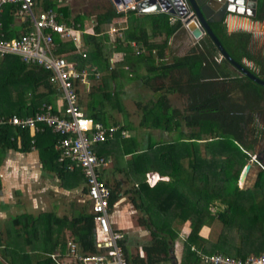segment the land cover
I'll return each instance as SVG.
<instances>
[{
	"label": "trees",
	"instance_id": "1",
	"mask_svg": "<svg viewBox=\"0 0 264 264\" xmlns=\"http://www.w3.org/2000/svg\"><path fill=\"white\" fill-rule=\"evenodd\" d=\"M39 1L42 9L53 10L58 21L68 26L88 29V20L94 19L90 34L80 38V52L85 57L65 56L79 67H96L98 78L90 76L89 88L77 96V104L86 117L104 126L118 125L115 120L108 121L110 110L123 112L122 80L138 82L154 93L144 104L136 102V108L141 111L137 125L128 121L119 125L120 130L133 135L121 138L117 132L112 139L94 146L97 155L112 159V174L117 172L135 183L131 203L138 212L136 223L147 231L148 240L139 245L141 252L136 249L130 254L121 239L118 244L124 264H175L173 244L185 222L189 223L190 232L183 244V259L198 260L191 247L200 241L197 236L200 227L215 219L209 211L215 200L226 205L225 211L217 214L223 224L228 223L229 214L237 225L249 217L248 224L256 227L259 242H263L264 203L261 206L253 196L261 197L264 202V170H257L251 189L241 190L237 182L251 157L257 158L261 153H254L256 144L260 141L264 144V130L255 124L256 116L264 111V103L260 104L264 87L220 58L206 36L190 53L164 62L168 40L181 27L178 20L170 24L166 13L138 15L136 11H127L122 37L113 38L108 46L107 29L109 25L116 27V19L121 16L110 0L93 15L71 14L67 5L57 0ZM252 20L264 21V0H256ZM9 23L10 18L5 15L4 28ZM210 28L234 62L264 81V55L250 50V34L228 35L222 22ZM7 36L17 37L18 33ZM53 39L58 42L57 36ZM129 42H134L136 48L130 47ZM74 50L72 43H60L57 53L63 55ZM137 50L143 52L136 53ZM48 77V72L26 66L16 57L0 58V115L25 117L32 115L40 104L51 103L57 94ZM166 79L169 85L164 92L151 88L152 82ZM170 95L184 97V106L181 109L171 106L167 98ZM58 138L48 129L30 137L26 130L1 127L0 163L9 149L28 153L34 148L43 168L56 174L61 188L79 187L83 184L81 173L77 169L67 171L63 163L56 161L58 153L53 146ZM124 156L129 158L119 167ZM106 171H102L100 178L109 191L107 212H110L119 198L120 188L118 182L105 178ZM152 172L167 180L149 187L145 175ZM82 193L86 194L85 187ZM86 207L87 204L69 217L47 213L14 218L5 229L4 241L0 242V264H55L48 255L55 250L62 254L66 239L73 241L82 254L97 253L92 214ZM246 208L252 213H247ZM17 226L20 227L14 229ZM40 238L42 243L37 249L27 250L20 242L23 239V244H35Z\"/></svg>",
	"mask_w": 264,
	"mask_h": 264
},
{
	"label": "built area",
	"instance_id": "2",
	"mask_svg": "<svg viewBox=\"0 0 264 264\" xmlns=\"http://www.w3.org/2000/svg\"><path fill=\"white\" fill-rule=\"evenodd\" d=\"M39 0H0V58L14 56L26 66H35L48 72V82L55 89L60 108L49 103H42L29 116L0 115V128L11 126L14 129L26 130L30 137L48 129L59 138L53 148L57 151L58 163H63L67 171L78 170L86 188V198L94 223L95 254H82L79 247L71 240L65 243L63 254H50L48 257L55 264H124L119 241L122 235L113 231L108 222L107 200L109 191L100 178L102 171L107 170L111 161L99 156L94 146L112 139L119 132L124 137L125 131L119 125L104 126L86 117L77 104L78 92L87 91L91 83L90 76L98 78L95 66L79 67L76 61L66 60L65 56L85 54L80 52V38L90 34L88 29L68 26L58 21L56 13L51 9H42ZM113 5V4H112ZM117 14L127 11H139L132 2L114 6ZM10 18L9 25L4 28V16ZM177 19L169 18L170 23ZM186 29V25H182ZM196 27V25H194ZM122 30L109 25L107 34L121 38ZM16 32L17 37H8L7 33ZM57 36L58 42L53 37ZM72 43L74 51L63 55L57 53L60 43ZM129 46L136 48L134 42ZM143 52L142 50L136 51ZM110 62L113 59L110 58ZM32 142V141H31ZM2 174L0 173V180ZM153 176L151 183L154 184ZM1 190V188H0ZM206 264H264V252L245 258H232L222 254L203 257Z\"/></svg>",
	"mask_w": 264,
	"mask_h": 264
},
{
	"label": "crops",
	"instance_id": "3",
	"mask_svg": "<svg viewBox=\"0 0 264 264\" xmlns=\"http://www.w3.org/2000/svg\"><path fill=\"white\" fill-rule=\"evenodd\" d=\"M57 1L67 5L71 14H85L81 10V4L76 5L72 0ZM138 15L140 14L138 13ZM168 17L170 18L172 16L168 15ZM91 21H93L92 18L86 22L87 24H90ZM116 21V28L123 30L125 28V26H123L125 22V13L121 14ZM222 24L228 35L237 32H246L251 35V39L258 38L260 33L264 35V21H254L252 18H247L245 16L228 14L224 18ZM259 29H262V32H259ZM204 37L205 36H202L199 39L192 38L190 33L181 25V27L169 38L167 49L164 52L163 61L169 63L172 58H179L190 53L194 50L196 45H199L200 42L203 41ZM263 39L264 38H262V40ZM155 40L158 41V38ZM261 55H264V53L262 52ZM216 60L218 61L219 57H217ZM242 62L247 66H250V63L248 64L244 60ZM49 104H52L56 108H60L61 106L56 95ZM125 134L124 137L133 135V133L130 134L129 132H125ZM260 151L261 153L257 158L256 156H252L254 159H257V161L251 157V160L248 163L250 167L244 180L242 182H237L239 189H251L257 170L259 168L264 170V147L258 148L257 152L259 153ZM257 152L254 150V153ZM127 158L129 157H121L119 160V167H123ZM108 159L111 161V165L104 176L109 182H118L120 188L119 198L111 211L108 212V222L113 231L122 235V240H124V245L127 251L130 254H133L136 249H140V244L145 243L148 240L147 231L136 223L138 212L131 203L132 192L134 190L133 186H135V183L133 184V182H130L117 172H113L114 174H112L110 170L112 168V159ZM0 173L2 174V179L0 180L1 244L5 238V229L10 227L12 220L18 216L26 215L36 217L38 215L52 213L56 217H69L78 209V202H81L80 207H84L87 204L86 209L90 212L86 194L82 193V187H85L84 182L79 187L73 189L67 190L61 188L56 174L43 168L34 148H31L28 153H19L11 149L7 150L0 163ZM155 175L157 176V180L154 178ZM151 176H153L155 181L154 184L159 180H167V178L160 177L156 173H147L145 175V182L149 187L154 185L151 183ZM253 197L255 201L260 202L261 206L263 205L264 202L261 200V197ZM25 202L27 203L26 205H24ZM65 205L67 207V213L64 214L63 212H60V209H63ZM225 209L226 205L217 200L213 201L212 205L209 207V211L215 219L211 222L205 223L198 230L197 236L200 241H196V245L191 247V251H194L198 257V260L194 262L192 261L194 260L192 258L183 259V244L190 232L189 223H183L172 249L175 264H180L181 261L185 262V264H206L203 261V257L212 254H222L232 258L242 259L264 252V241L259 242V235H257L256 227L248 224L250 221L249 217H246L244 221H238L239 225H237L236 220H232L230 217L231 214H229L227 218L228 223L225 225L217 217V214L224 212ZM246 210L247 213H252L250 208H246L245 211ZM19 227L17 226L14 229ZM22 240L20 241L21 245L27 248V250L36 247L40 248L39 246H41L42 243L41 238L37 239L35 244H23ZM68 240L69 239H66V242ZM55 253H59V251L55 250L52 252V254Z\"/></svg>",
	"mask_w": 264,
	"mask_h": 264
},
{
	"label": "water",
	"instance_id": "4",
	"mask_svg": "<svg viewBox=\"0 0 264 264\" xmlns=\"http://www.w3.org/2000/svg\"><path fill=\"white\" fill-rule=\"evenodd\" d=\"M120 8L122 4L132 2L141 14L164 12L176 18L194 39L206 36L216 48L220 58L227 61L238 73L255 84L264 87V81L246 68L234 62L222 48L213 34L210 25L221 23L228 14L253 18L256 0H110ZM196 25V27L194 26ZM249 164L242 169L238 182H242L249 170Z\"/></svg>",
	"mask_w": 264,
	"mask_h": 264
},
{
	"label": "rangeland",
	"instance_id": "5",
	"mask_svg": "<svg viewBox=\"0 0 264 264\" xmlns=\"http://www.w3.org/2000/svg\"><path fill=\"white\" fill-rule=\"evenodd\" d=\"M76 5H82V11L85 14H96L97 12H100L103 8L107 6V0H72ZM75 9V8H74ZM75 11V10H74ZM94 20V19H93ZM115 27V26H113ZM116 28V27H115ZM259 32H262V29H259ZM115 33H113V36H109V41L110 43L108 46L113 42V38H115ZM261 38V39H260ZM264 35L260 33L258 38H252L249 48L253 53H264ZM197 46V45H196ZM249 64V63H248ZM250 65V64H249ZM231 70V69H230ZM233 73H237L233 70H231ZM168 84V79L166 80H161V81H155L151 83V88L155 89V91H158L160 93L165 91V87H167ZM122 92L123 98H122V107H123V112H116V111H111L110 110V118L108 122H111L112 120H115L118 125H123L125 121L130 122L133 126L137 125L141 111L136 108V102L140 101V104H144L154 93L152 92L151 89H148L146 86H142L138 84V82H127L126 80H122ZM86 92V91H84ZM238 96V95H236ZM168 98V103L178 109H181L184 106V97H180L178 95H170L167 96ZM264 103V99L260 101V104L262 105ZM264 111L262 110L261 114L256 116L255 118V124L256 127H258L260 130H264ZM141 132V131H140ZM130 134L133 132H129ZM152 133L155 135L156 133L152 131ZM264 147V144L260 141L259 143L256 144L254 150L257 152L258 148ZM254 159V157H252ZM255 160V159H254ZM253 169V168H252ZM27 203L25 202L24 205ZM78 209L81 206V202L77 204ZM34 211V210H33ZM60 212H63L64 214L67 213V207L60 209ZM63 264H68L66 261H63Z\"/></svg>",
	"mask_w": 264,
	"mask_h": 264
},
{
	"label": "bare ground",
	"instance_id": "6",
	"mask_svg": "<svg viewBox=\"0 0 264 264\" xmlns=\"http://www.w3.org/2000/svg\"><path fill=\"white\" fill-rule=\"evenodd\" d=\"M154 178L157 180V176L156 175L154 176ZM152 180H154V179H152Z\"/></svg>",
	"mask_w": 264,
	"mask_h": 264
}]
</instances>
